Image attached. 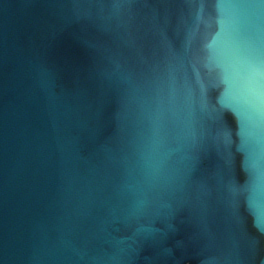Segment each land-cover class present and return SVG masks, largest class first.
I'll return each instance as SVG.
<instances>
[{
	"label": "water",
	"instance_id": "95a60500",
	"mask_svg": "<svg viewBox=\"0 0 264 264\" xmlns=\"http://www.w3.org/2000/svg\"><path fill=\"white\" fill-rule=\"evenodd\" d=\"M0 264H264V0H0Z\"/></svg>",
	"mask_w": 264,
	"mask_h": 264
}]
</instances>
